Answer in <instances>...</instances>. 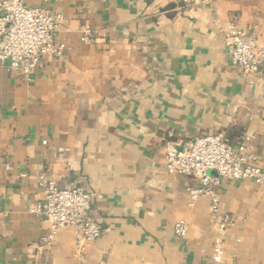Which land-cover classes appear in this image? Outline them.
I'll list each match as a JSON object with an SVG mask.
<instances>
[{"label":"crops","instance_id":"crops-1","mask_svg":"<svg viewBox=\"0 0 264 264\" xmlns=\"http://www.w3.org/2000/svg\"><path fill=\"white\" fill-rule=\"evenodd\" d=\"M21 1L62 15L66 51L29 80L0 66V264H264V185L220 178L214 223L207 198L188 204L197 180L165 170L168 145L217 133L264 166V69L224 46L235 23L264 47V0ZM50 181L90 194L97 240L67 227L40 243L30 209Z\"/></svg>","mask_w":264,"mask_h":264},{"label":"built area","instance_id":"built-area-1","mask_svg":"<svg viewBox=\"0 0 264 264\" xmlns=\"http://www.w3.org/2000/svg\"><path fill=\"white\" fill-rule=\"evenodd\" d=\"M213 0H183L186 7H193ZM63 21L62 15L39 7H28L21 0H0V66L7 65L13 72L21 73L28 80L41 66L44 56L61 58L66 51L64 43L55 40ZM92 35L85 30L81 41L90 42ZM224 46L232 63L248 75L264 69V47L253 37H245L235 23H229ZM264 111V106H263ZM260 158L243 146L233 147L222 133L201 136L184 142L170 144L165 152V170L169 176L192 177L196 186H188L189 206L199 198L210 201V219L220 221L219 200L216 188L219 179L250 181L264 185V166ZM264 160V155H263ZM214 171L216 176L208 173ZM90 194L81 187L62 189L54 181L44 188L43 199L30 212L41 216L48 229L40 238L49 244L58 231L73 227L79 247L86 246L100 237L101 227L87 219ZM223 226V225H222ZM188 230L185 220L175 223L176 237L184 238Z\"/></svg>","mask_w":264,"mask_h":264},{"label":"water","instance_id":"water-1","mask_svg":"<svg viewBox=\"0 0 264 264\" xmlns=\"http://www.w3.org/2000/svg\"><path fill=\"white\" fill-rule=\"evenodd\" d=\"M211 173V172H210Z\"/></svg>","mask_w":264,"mask_h":264}]
</instances>
